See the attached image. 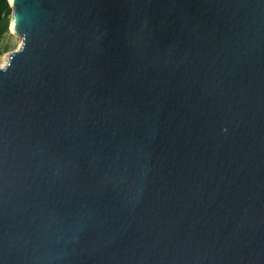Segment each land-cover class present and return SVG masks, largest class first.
Listing matches in <instances>:
<instances>
[{
    "label": "water",
    "instance_id": "1",
    "mask_svg": "<svg viewBox=\"0 0 264 264\" xmlns=\"http://www.w3.org/2000/svg\"><path fill=\"white\" fill-rule=\"evenodd\" d=\"M10 7L0 264H264V0Z\"/></svg>",
    "mask_w": 264,
    "mask_h": 264
},
{
    "label": "rangeland",
    "instance_id": "2",
    "mask_svg": "<svg viewBox=\"0 0 264 264\" xmlns=\"http://www.w3.org/2000/svg\"><path fill=\"white\" fill-rule=\"evenodd\" d=\"M21 44L22 40L13 34L9 27L8 32L0 37V65H3L7 61L8 55L20 48Z\"/></svg>",
    "mask_w": 264,
    "mask_h": 264
},
{
    "label": "trees",
    "instance_id": "3",
    "mask_svg": "<svg viewBox=\"0 0 264 264\" xmlns=\"http://www.w3.org/2000/svg\"><path fill=\"white\" fill-rule=\"evenodd\" d=\"M12 9L8 0H0V37L8 32Z\"/></svg>",
    "mask_w": 264,
    "mask_h": 264
},
{
    "label": "bare ground",
    "instance_id": "4",
    "mask_svg": "<svg viewBox=\"0 0 264 264\" xmlns=\"http://www.w3.org/2000/svg\"><path fill=\"white\" fill-rule=\"evenodd\" d=\"M13 1H14V0H9V3H10V4H12V3H13ZM10 30H11V32L13 33V28H12V25H11V27H10ZM21 40H22V39H21ZM7 59H8V57H7Z\"/></svg>",
    "mask_w": 264,
    "mask_h": 264
}]
</instances>
